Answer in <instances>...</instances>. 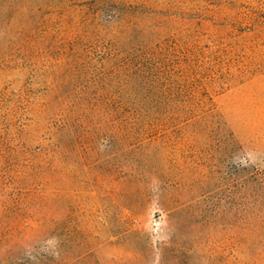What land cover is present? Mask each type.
<instances>
[{"label":"rangeland","instance_id":"rangeland-1","mask_svg":"<svg viewBox=\"0 0 264 264\" xmlns=\"http://www.w3.org/2000/svg\"><path fill=\"white\" fill-rule=\"evenodd\" d=\"M0 264H264V0H0Z\"/></svg>","mask_w":264,"mask_h":264},{"label":"trees","instance_id":"trees-1","mask_svg":"<svg viewBox=\"0 0 264 264\" xmlns=\"http://www.w3.org/2000/svg\"><path fill=\"white\" fill-rule=\"evenodd\" d=\"M170 245L164 244L163 246V250H166L167 247H169Z\"/></svg>","mask_w":264,"mask_h":264}]
</instances>
